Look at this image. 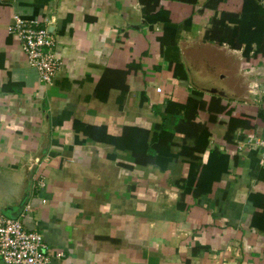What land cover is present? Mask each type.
Segmentation results:
<instances>
[{"label": "crops", "instance_id": "obj_1", "mask_svg": "<svg viewBox=\"0 0 264 264\" xmlns=\"http://www.w3.org/2000/svg\"><path fill=\"white\" fill-rule=\"evenodd\" d=\"M15 16L54 34L52 85ZM261 49L264 0H0V223L52 264H264Z\"/></svg>", "mask_w": 264, "mask_h": 264}, {"label": "built area", "instance_id": "obj_2", "mask_svg": "<svg viewBox=\"0 0 264 264\" xmlns=\"http://www.w3.org/2000/svg\"><path fill=\"white\" fill-rule=\"evenodd\" d=\"M14 19V26L9 31L18 36L27 61L38 71L41 83L52 85L60 68L54 34L35 21L18 16ZM158 91L161 92V89ZM256 146L260 153V164L264 168V137L257 140ZM38 186L42 189L45 184L40 181ZM47 203V200H42V204ZM52 251L44 236L26 229L22 219L7 217L1 220L0 257L6 264H52V256H64L59 252L53 255Z\"/></svg>", "mask_w": 264, "mask_h": 264}, {"label": "trees", "instance_id": "obj_3", "mask_svg": "<svg viewBox=\"0 0 264 264\" xmlns=\"http://www.w3.org/2000/svg\"><path fill=\"white\" fill-rule=\"evenodd\" d=\"M225 19H226V16H224L220 20H213V22L211 23L212 27H211L210 31L208 32V34H207V40L216 41V42H222L225 39V37H223L221 35L222 34V32H221L222 29L220 28L221 26L224 25ZM218 30H219V32H218ZM262 56H264V49H261V50L257 51L255 53L254 57L249 59L250 65H248V66H252L255 63L259 62V59ZM247 61H248V59H247Z\"/></svg>", "mask_w": 264, "mask_h": 264}, {"label": "water", "instance_id": "obj_4", "mask_svg": "<svg viewBox=\"0 0 264 264\" xmlns=\"http://www.w3.org/2000/svg\"><path fill=\"white\" fill-rule=\"evenodd\" d=\"M212 93H216V94H217V93H219V92H218L217 90H213Z\"/></svg>", "mask_w": 264, "mask_h": 264}]
</instances>
